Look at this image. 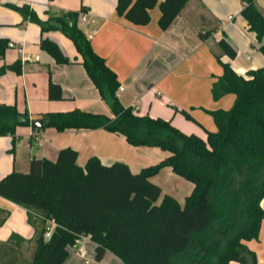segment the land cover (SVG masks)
Returning <instances> with one entry per match:
<instances>
[{"label": "trees", "instance_id": "1", "mask_svg": "<svg viewBox=\"0 0 264 264\" xmlns=\"http://www.w3.org/2000/svg\"><path fill=\"white\" fill-rule=\"evenodd\" d=\"M189 1L118 0L117 12L145 26L151 21L150 10L160 4L159 25L165 30ZM242 1V16L264 55V13L257 0ZM9 7L21 12L25 21L39 25L42 35L59 31L74 43L89 78L114 114L111 118L80 109L48 113L40 117L43 128L58 132L104 129L123 135L132 146L158 147L170 153L136 174L123 162L105 165L98 157L81 167L78 152L65 148L55 161L33 158L28 172L13 171L2 178L0 196L26 208L31 223L38 219L30 264H64L69 248L83 237L95 243L97 261L109 251L123 264H259L244 242L258 239L264 221V68L251 70L247 76L238 74L222 60L224 56L234 59L236 50L226 36L218 41L217 59L224 73L213 85V97L218 101L233 94L235 101L229 110L209 112L217 131L208 132L206 141L183 133L170 121L140 116L133 107L122 105L117 74L95 52L80 26L86 8L49 11V18L42 20L29 6ZM212 32L201 31L200 36L208 40ZM8 45L0 39V59ZM40 46L57 63H71L56 42L42 37ZM22 70V62L17 61L1 67L0 77ZM57 89L60 93L55 95ZM50 97L62 98L61 89L52 82ZM32 122L28 111L0 104V137H14L13 149L17 129ZM168 167L194 185L184 206L175 197L163 195L152 181Z\"/></svg>", "mask_w": 264, "mask_h": 264}, {"label": "crops", "instance_id": "2", "mask_svg": "<svg viewBox=\"0 0 264 264\" xmlns=\"http://www.w3.org/2000/svg\"><path fill=\"white\" fill-rule=\"evenodd\" d=\"M257 1L264 13V0ZM117 2L0 0V39L16 44L15 48L8 47L0 59V68L21 61L23 69L21 74L7 71L0 77V104L15 105L20 112L28 111L33 121L41 120L40 117L48 113L75 109L114 117L110 104L102 100L89 78L74 43L59 31L42 35L39 25L25 21L21 12L9 5L29 6L42 20L49 18V11L86 8L84 13L95 22L80 23V26L95 52L117 74L120 83L117 96L122 105L133 107L137 115L170 121L183 133L195 134L207 141L208 132L217 131L209 112L229 110L235 101L233 94L218 101L213 97V85L224 73L217 59L218 41L226 36L236 50L234 59L224 56L222 60L230 63L238 74L247 76L251 70L264 68L260 43L242 16L243 1L190 0L165 30L159 25L160 4L150 10V23L138 26L118 14ZM206 30L213 32L208 40H203L200 32ZM42 37L56 42L71 63L59 64L41 49ZM51 82L61 89V99L50 97ZM54 93L58 95L60 90ZM13 140L10 135L0 137V180L13 171L28 172L33 158L55 161L65 148L78 152L77 163L81 167H85L91 157H98L105 165L123 162L136 174L170 155L158 147L132 146L123 135L104 129L58 132L53 128L20 127L14 149ZM152 181L162 188L163 195L175 197L182 206L194 189L193 183L176 175L169 167ZM261 206L264 209V198ZM38 229V219L35 224L31 223L26 208L0 196V264H30L26 251L30 257ZM244 244L256 254L259 264H264V221L258 239ZM64 264L123 263L109 251L97 261L95 243L83 237L69 248Z\"/></svg>", "mask_w": 264, "mask_h": 264}, {"label": "built area", "instance_id": "3", "mask_svg": "<svg viewBox=\"0 0 264 264\" xmlns=\"http://www.w3.org/2000/svg\"><path fill=\"white\" fill-rule=\"evenodd\" d=\"M87 22H95L94 20H90L88 15L86 13H83L81 16H80V23L84 24V23H87ZM8 47L10 48H15L16 47V44H14L13 42H10ZM121 91H123V88L120 89ZM51 228H50V231L46 234L47 237L50 236L51 234Z\"/></svg>", "mask_w": 264, "mask_h": 264}, {"label": "water", "instance_id": "4", "mask_svg": "<svg viewBox=\"0 0 264 264\" xmlns=\"http://www.w3.org/2000/svg\"><path fill=\"white\" fill-rule=\"evenodd\" d=\"M43 126H44V124H43V121H41V120H34V121L31 123V128H32V129H35V130H37V129H42Z\"/></svg>", "mask_w": 264, "mask_h": 264}, {"label": "rangeland", "instance_id": "5", "mask_svg": "<svg viewBox=\"0 0 264 264\" xmlns=\"http://www.w3.org/2000/svg\"><path fill=\"white\" fill-rule=\"evenodd\" d=\"M34 252H35V248H33V252L31 254V256L29 257V255H28L29 254V251H26V260L29 259L30 262H31L32 259H33Z\"/></svg>", "mask_w": 264, "mask_h": 264}]
</instances>
